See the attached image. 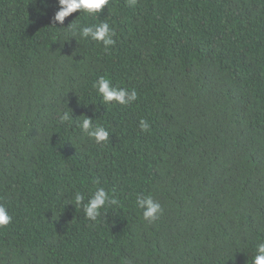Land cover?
<instances>
[{"label":"trees","instance_id":"trees-1","mask_svg":"<svg viewBox=\"0 0 264 264\" xmlns=\"http://www.w3.org/2000/svg\"><path fill=\"white\" fill-rule=\"evenodd\" d=\"M56 8L0 0V204L12 217L0 264H251L264 242V0H109L60 28ZM101 21L115 31L107 49L65 40L68 23ZM100 76L137 99L103 104ZM84 115L107 142L82 133ZM98 187L116 203L93 221L73 197ZM137 196L161 204L153 223Z\"/></svg>","mask_w":264,"mask_h":264},{"label":"clouds","instance_id":"clouds-1","mask_svg":"<svg viewBox=\"0 0 264 264\" xmlns=\"http://www.w3.org/2000/svg\"><path fill=\"white\" fill-rule=\"evenodd\" d=\"M108 3L109 0H56L57 8L51 17V25L55 27H57L56 25H64L65 18L74 12L79 14L83 12L86 16H97ZM128 4L129 6H135L136 0H128ZM65 27L69 28L71 33L65 40L69 36L75 37L78 34L82 39L102 42L105 49L115 43L113 39L115 31L107 21H101L97 24L81 22L72 24L70 22ZM93 87L96 89L97 94L101 96L103 104L114 101L120 105H128L137 99L135 89L129 90L125 87L114 86L105 76L98 77ZM70 116L71 113L64 112L59 114V120L61 123L66 122ZM78 127L82 133L98 144L109 140V131L102 125L93 124V119L89 116L84 115V118L78 122ZM139 127L142 131L148 130L149 124L146 120L141 119ZM73 199L76 205L83 206L84 215L93 221L97 219L101 209L105 208L106 205L116 203L115 199L111 198L103 187L96 188L87 199V202H84L85 198L79 192L74 194ZM136 205L142 210V217L149 224L153 223L163 212L161 204L151 196H137ZM11 221L12 217L8 210L3 204H0V227L7 226ZM125 264H131V261H125ZM251 264H264V242L257 244Z\"/></svg>","mask_w":264,"mask_h":264}]
</instances>
